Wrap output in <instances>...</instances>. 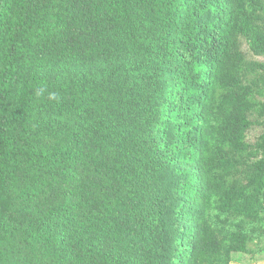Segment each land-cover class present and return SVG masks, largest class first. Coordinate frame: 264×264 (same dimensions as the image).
<instances>
[{"label":"trees","instance_id":"trees-1","mask_svg":"<svg viewBox=\"0 0 264 264\" xmlns=\"http://www.w3.org/2000/svg\"><path fill=\"white\" fill-rule=\"evenodd\" d=\"M138 26L155 55L132 89L47 76L111 61ZM241 35L264 56V0H0V264H232L264 249L249 247L264 236V61L238 73ZM220 85L229 149L214 153ZM251 112L263 131L245 158ZM213 194L252 231L218 229Z\"/></svg>","mask_w":264,"mask_h":264},{"label":"rangeland","instance_id":"rangeland-1","mask_svg":"<svg viewBox=\"0 0 264 264\" xmlns=\"http://www.w3.org/2000/svg\"><path fill=\"white\" fill-rule=\"evenodd\" d=\"M144 27L138 26V30L132 33H124L116 36L112 43L115 47L114 58L105 63H100L93 66L84 67H57L47 72V76L51 78H61L64 80H70L83 76L88 80H97L102 82H114L120 79L126 81V85L129 88H133L139 78L149 73V66L154 59L155 50L153 45L155 40H148L142 35ZM138 32V33H137ZM240 58L237 62V71L243 77L255 75L253 62H263L264 56L259 55L252 49L249 39L241 35L238 38ZM151 47V48H150ZM226 94V87L220 85L216 91L214 101L210 108L211 118L214 126V132L211 138V150L216 153L220 147L228 150L226 141L224 140L223 130L221 129V110L220 102ZM257 99H262L260 95L256 96ZM251 125L247 130L246 141L251 145L249 152L242 155L245 158H252L257 155L256 142L259 139L260 134L263 131L261 119L257 117L254 112L249 114ZM63 121L67 124H73L78 122V117L73 110H67L62 117ZM85 124L89 127L100 129L98 124L94 120H87ZM213 178L228 179L223 171L219 169H213L210 171ZM219 196L213 194L211 198V207L209 209V218L215 224L218 229H222L224 232L235 229L241 225L246 231H252L254 223L251 221L230 214H221L217 208V201ZM256 234H259L257 231ZM82 234H73L69 237V240L84 238ZM264 247V236L256 237L249 243L251 249L257 250L258 247ZM107 251V248L104 251ZM238 253H235L237 255ZM233 256L235 259L236 256ZM243 257L246 259L257 260L258 262H264V249L254 251L251 254L243 253Z\"/></svg>","mask_w":264,"mask_h":264},{"label":"crops","instance_id":"crops-1","mask_svg":"<svg viewBox=\"0 0 264 264\" xmlns=\"http://www.w3.org/2000/svg\"><path fill=\"white\" fill-rule=\"evenodd\" d=\"M235 255V253H233L232 255V264H264V262H258L257 260H253V259H246L245 257H243V253H238L237 255H235V259L233 258V256Z\"/></svg>","mask_w":264,"mask_h":264}]
</instances>
